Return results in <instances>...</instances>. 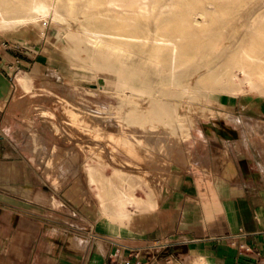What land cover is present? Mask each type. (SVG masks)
<instances>
[{"label":"rangeland","instance_id":"374dc122","mask_svg":"<svg viewBox=\"0 0 264 264\" xmlns=\"http://www.w3.org/2000/svg\"><path fill=\"white\" fill-rule=\"evenodd\" d=\"M153 1L130 0L124 7L118 0H101L97 8H88L84 0H75V15L62 11L65 23L25 20L14 30L0 32L6 37L44 40L49 48L48 71L38 78L29 76L28 90L13 80L7 104L6 120L12 130L8 139L17 143L21 156L36 160L41 183L50 189L52 209L75 227L94 223L90 214L101 212L86 178V155L95 157L101 170L113 171L115 184L127 181L124 178L135 184L143 177L142 189L151 191L157 204L166 194V173L179 161L194 119L213 117L212 106L222 94L245 103H264L261 86L236 95L226 83L210 78L212 70L221 72L233 64L254 39V30L264 31V0H157L150 14ZM171 3L181 5L178 24H190L185 30L188 37L157 44L156 19L174 17ZM192 7L197 10L191 12ZM114 9L130 14L135 24L133 43L124 52L90 42V23L110 38L103 34L108 20L97 22L93 14ZM203 17L209 25L194 26ZM158 54L184 55L189 60L158 62ZM164 64L175 69L161 72ZM156 131L159 137L154 144ZM138 142L151 155L144 156ZM52 156L61 162L55 170L62 186L57 179L49 180L54 176L48 164Z\"/></svg>","mask_w":264,"mask_h":264},{"label":"crops","instance_id":"0c3cea01","mask_svg":"<svg viewBox=\"0 0 264 264\" xmlns=\"http://www.w3.org/2000/svg\"><path fill=\"white\" fill-rule=\"evenodd\" d=\"M48 58L44 40L0 35V264H125L128 248L164 241L180 245L155 261L141 252L129 264H264L263 102L220 95L212 106L215 115L196 118L188 128L183 153L166 173V194L157 204L151 191L142 189L143 177L135 184L124 178L122 191L137 195L122 210L125 216L112 220L100 216L101 210L90 214L94 223L75 227L52 209L36 160L21 156L8 139L13 80L28 90L29 76L48 71ZM140 145L144 156L151 155ZM48 164L54 173L49 180L62 186L55 171L61 162L52 156ZM88 229L99 239L89 242ZM117 247V260L109 258Z\"/></svg>","mask_w":264,"mask_h":264},{"label":"bare ground","instance_id":"6f19581e","mask_svg":"<svg viewBox=\"0 0 264 264\" xmlns=\"http://www.w3.org/2000/svg\"><path fill=\"white\" fill-rule=\"evenodd\" d=\"M84 1L86 7L88 8H97L99 5L103 4L101 0ZM112 1L114 2L115 0ZM118 1H121V5L124 7L127 6L130 2V0ZM74 2L75 0H0V32L5 30H14L18 24L22 23L25 20L34 21L41 19L46 24L65 23L63 13L65 15L71 16L76 14ZM157 2V0L152 2L149 8L150 14H152V12L154 11ZM169 7L171 8V10H174V12H172V15L174 14V17L171 16L169 18H166L165 20L161 17H158V19H156V30L154 35L155 42H157V44L169 45L172 42L183 41L188 37L185 30L191 27L190 24H178V21L180 19L177 17L182 12L181 5L178 3H171ZM196 10L197 8L192 7L191 12H194ZM127 15V12L125 13L123 10L116 11L115 9L112 11H108V14L105 11H98L93 14L97 22L101 23L108 20V31L104 29L103 34H108L110 38H108L107 40L103 35L95 31L94 28L96 27V24L90 23V42L93 44L104 43L107 46H114L120 52L127 51V49L133 43V41L130 40V37L134 32L131 30L135 28V24L132 25L130 22V14L128 16ZM208 25L209 22L205 17H203L202 20H196L194 24V26H197L200 29L206 28ZM121 35L125 36L126 39H118V36ZM253 36L254 39L252 40L250 45L241 50L237 58L234 59L232 65H225L221 72L212 70L210 73V78L212 81L216 82L219 80L222 83H226L231 88L233 94L236 95L243 93L244 90H254L259 86L263 88L264 92V31L254 30ZM138 51L139 50H137V52ZM172 60L187 61L189 59L184 55L178 54L173 56H170L168 54L157 55L158 62H167ZM171 68L174 67H170V65L164 64L161 72L166 73ZM98 162L99 161L95 157L93 158L90 154L86 155L85 157V163H87L88 167L86 178L88 180L89 188L92 191V194L96 197L100 209L102 210L100 216L107 215L108 218H111L112 220L115 217L121 219L123 218V216H125L122 210L126 209L127 205L134 203L137 199V195L135 193L133 196H131L123 192L122 186H125L127 182L119 181L115 184L113 181H111L112 174H114V172L110 170L106 171V169L101 170L97 166ZM55 171L57 172V170ZM61 178L63 180L66 179L65 176H62V174ZM135 187L136 186L133 185L130 188L135 189L134 191H136ZM110 210H113L115 212V216L109 215Z\"/></svg>","mask_w":264,"mask_h":264},{"label":"built area","instance_id":"2783aa9c","mask_svg":"<svg viewBox=\"0 0 264 264\" xmlns=\"http://www.w3.org/2000/svg\"><path fill=\"white\" fill-rule=\"evenodd\" d=\"M45 26V25H44ZM75 231L81 232V230L73 228ZM243 236V235H242ZM86 237L87 240L89 242H94L97 239H99V236H97L92 229H88L86 232ZM179 243H175V242H156L151 246H148L146 248H139V249H133V248H128V252H129V260L125 262V264H129L130 258H135L137 259L139 254L141 252H145L147 253V255H149L151 258V261H155L157 260V258L163 254L166 253L167 250L171 247H175V246H179ZM118 253V247L115 250L113 255H110L109 258H114V260H117L116 258V254Z\"/></svg>","mask_w":264,"mask_h":264}]
</instances>
